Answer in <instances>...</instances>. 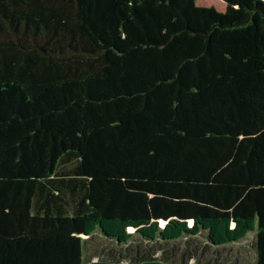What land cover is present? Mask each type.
I'll return each instance as SVG.
<instances>
[{
    "label": "trees",
    "instance_id": "trees-1",
    "mask_svg": "<svg viewBox=\"0 0 264 264\" xmlns=\"http://www.w3.org/2000/svg\"><path fill=\"white\" fill-rule=\"evenodd\" d=\"M98 230L264 264V0H0V264Z\"/></svg>",
    "mask_w": 264,
    "mask_h": 264
},
{
    "label": "rangeland",
    "instance_id": "rangeland-1",
    "mask_svg": "<svg viewBox=\"0 0 264 264\" xmlns=\"http://www.w3.org/2000/svg\"><path fill=\"white\" fill-rule=\"evenodd\" d=\"M252 233L239 242L217 246L209 242L205 234L171 241L136 238L128 244H119L98 230L86 239L84 256L95 260L124 261L135 257H155L173 264H256L255 237Z\"/></svg>",
    "mask_w": 264,
    "mask_h": 264
}]
</instances>
